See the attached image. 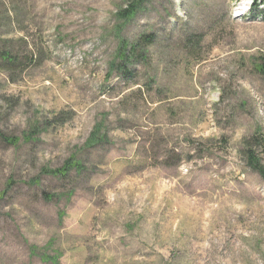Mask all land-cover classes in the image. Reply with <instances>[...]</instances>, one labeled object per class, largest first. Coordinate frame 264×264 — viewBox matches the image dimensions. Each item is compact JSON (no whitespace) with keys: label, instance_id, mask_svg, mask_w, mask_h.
I'll list each match as a JSON object with an SVG mask.
<instances>
[{"label":"rangeland","instance_id":"374dc122","mask_svg":"<svg viewBox=\"0 0 264 264\" xmlns=\"http://www.w3.org/2000/svg\"><path fill=\"white\" fill-rule=\"evenodd\" d=\"M247 1L0 0V264H264Z\"/></svg>","mask_w":264,"mask_h":264},{"label":"trees","instance_id":"16d2710c","mask_svg":"<svg viewBox=\"0 0 264 264\" xmlns=\"http://www.w3.org/2000/svg\"><path fill=\"white\" fill-rule=\"evenodd\" d=\"M257 1L258 0H255L256 4H257ZM144 2H145V0H125V5L121 8H119L118 12L115 14V18L118 21V24H117L118 27H121L123 25H128L131 22V20L133 19V17L135 16L139 6L141 4H143ZM126 49H127V43L122 38L120 40V46H119L117 55L119 57H121L123 61H125L127 58L126 52H125ZM0 58L3 62H5L7 64H13L14 63V65L17 64V62L15 60H18L15 58V56H12L11 53L4 52V51L2 53H0ZM255 70L258 73L264 75V57L262 58V62L260 64L256 65ZM0 135L8 142H13V143L17 142V141H15L16 139L7 138L1 132H0ZM25 136H26V138H28V135H25ZM256 145H259V143L258 144L255 143L254 145L247 147V153L249 154V156L251 157V159L253 161H256L255 155H254L255 150L257 151V149L255 148ZM257 161H260V159H257ZM62 171L66 172L67 169L62 168V169L54 171L53 173L54 174H60Z\"/></svg>","mask_w":264,"mask_h":264}]
</instances>
